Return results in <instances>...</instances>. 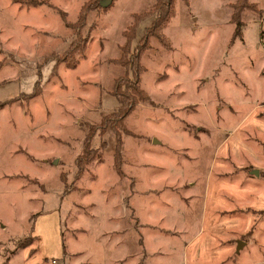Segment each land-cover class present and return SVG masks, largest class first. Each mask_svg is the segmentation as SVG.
<instances>
[{
	"label": "rangeland",
	"instance_id": "374dc122",
	"mask_svg": "<svg viewBox=\"0 0 264 264\" xmlns=\"http://www.w3.org/2000/svg\"><path fill=\"white\" fill-rule=\"evenodd\" d=\"M100 1L0 0V264H264V21L245 14L235 54L228 0H192L211 48L142 52L149 98L118 129V43L154 2ZM86 130L100 158L78 172Z\"/></svg>",
	"mask_w": 264,
	"mask_h": 264
},
{
	"label": "trees",
	"instance_id": "16d2710c",
	"mask_svg": "<svg viewBox=\"0 0 264 264\" xmlns=\"http://www.w3.org/2000/svg\"><path fill=\"white\" fill-rule=\"evenodd\" d=\"M184 2L187 4L188 0H184ZM174 6L175 0H155L151 7L144 9L142 12H133L131 21L123 31L125 41L123 45H121V54L114 58L116 62L124 67V71L115 77L110 89L112 95L116 98V107L109 115H105V117L101 118V125L102 123L107 124L109 122L112 126L115 124L119 129L123 121H125L124 118L134 109L137 102L149 98L147 91L142 89L139 85V73L143 69V66L140 64V55L144 49L149 46L150 35H155L165 46H169L163 28L175 13ZM230 6L232 10L230 20L234 25L232 37H235L240 35L242 31L243 20L241 18V13L243 9L252 8L256 11L261 10L256 6V3L251 0H233L230 2ZM87 9L88 7L84 5L79 13L78 22L81 24L86 17L85 12ZM151 15L153 17L151 21L143 27V33L134 43H132V40L136 37L138 24L144 17ZM3 104H5L4 101H0V107L3 106ZM91 134V130H86L82 143V153L78 154L75 158L78 172L84 170L89 161L94 158H100L99 151L89 146V142L92 139ZM116 135H118V139L120 137L119 131L116 132ZM120 142L121 140L117 141L116 147L119 146ZM117 155L118 151H115V162Z\"/></svg>",
	"mask_w": 264,
	"mask_h": 264
},
{
	"label": "crops",
	"instance_id": "0c3cea01",
	"mask_svg": "<svg viewBox=\"0 0 264 264\" xmlns=\"http://www.w3.org/2000/svg\"><path fill=\"white\" fill-rule=\"evenodd\" d=\"M178 1L181 2V0H178ZM182 1L184 2V0H182ZM232 1L233 0H228L227 2L230 3ZM251 1L255 2L257 7L261 11H256V10H254L252 8H249V9L248 8H244L242 13H241L242 20L245 18L244 17L245 14L250 12L252 14L255 13V15L257 16L259 22H260L261 19H262V21H264V0H251ZM153 2H154V0H152V3ZM192 3H193L192 0H189L187 4L184 2V7H185V10H186V20L185 21H182V20L176 21L178 26L176 28H174V29H171L170 31H168V29H169V25H172V24H170L171 21L167 25H165V34H166L165 37H166V40H167L169 46H165L160 41V39H158V37H156L155 35H150L149 36V43L150 44H149V46L147 48L144 49V51H143V53L141 55L142 58L149 57V58L154 59L156 61V63L164 62V64H165L166 62L164 61V58H162V56L164 54H166V53H175L177 51L181 53L182 51H184L186 53V54L184 53L185 57L189 58L188 55L193 54L196 51H197V53L198 52L199 53H205V50H209L211 48L210 45H209V41H208L209 40V34L208 33H205V35L202 36V35H199L198 33L194 32V30L198 31L200 29H198V26L196 24V20L198 18V15L196 14V11H194V9L192 7ZM230 10H231V6H230ZM231 12H232V10H231ZM230 16H231V13H230ZM230 16H229V18H230ZM150 21H151V18H149V17L143 19V21L139 24L138 34L141 35L143 33V31H144L143 27L146 24H148ZM245 23L246 22L243 20V27H242L241 34L238 35V36L232 37V33H233V30H234V25H233V23L230 20L229 32H228L226 37H223L220 40L221 43L223 42V45H222L223 48L226 47L228 49V51L231 48V49L234 50L235 54L238 51L240 52V51L246 49V40L244 38L245 33H246V31H245V26H246ZM126 25H128V24H126ZM139 29H140V33H139ZM190 29H191V31H190ZM122 30H123V28H121V31ZM208 32L210 33V31H208ZM194 34H196L197 37L199 39H201V40L203 38L204 39L206 38L207 42H205V43L202 42L201 46H198L197 45V41L194 39ZM211 36H213L216 40L219 41V39H218L219 33H215V34H213ZM168 39H169V41H168ZM123 41H124V36H123L122 40L119 43L118 42L117 43L120 45ZM258 44H260V43L258 42ZM170 51H172V52H170ZM118 54H119V50L117 51L116 55H118ZM178 61L179 60H176L174 62V60H172L171 63H168L169 66L171 65V68H172L173 71L175 69H177L178 63H179ZM261 68L264 70V66H262V65H259L256 68V70H257L256 72L259 75L264 74V73H260L259 69H261ZM160 70H164V68H161ZM141 85H142V82H141ZM262 96H264V95H262ZM258 101H259L260 105H264V98L259 99ZM261 102H263V103H261Z\"/></svg>",
	"mask_w": 264,
	"mask_h": 264
},
{
	"label": "built area",
	"instance_id": "2783aa9c",
	"mask_svg": "<svg viewBox=\"0 0 264 264\" xmlns=\"http://www.w3.org/2000/svg\"><path fill=\"white\" fill-rule=\"evenodd\" d=\"M258 40H259V43L264 44V23H260ZM53 261H56V260L54 259Z\"/></svg>",
	"mask_w": 264,
	"mask_h": 264
},
{
	"label": "water",
	"instance_id": "95a60500",
	"mask_svg": "<svg viewBox=\"0 0 264 264\" xmlns=\"http://www.w3.org/2000/svg\"><path fill=\"white\" fill-rule=\"evenodd\" d=\"M112 0H101L100 2H101V4H108V3H110ZM241 244H243V241H242V239L240 240H238V242H237V247L239 248L240 246H241Z\"/></svg>",
	"mask_w": 264,
	"mask_h": 264
}]
</instances>
